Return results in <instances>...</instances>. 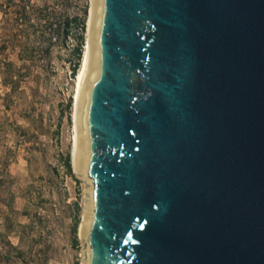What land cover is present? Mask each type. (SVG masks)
I'll return each instance as SVG.
<instances>
[{"label":"water","instance_id":"1","mask_svg":"<svg viewBox=\"0 0 264 264\" xmlns=\"http://www.w3.org/2000/svg\"><path fill=\"white\" fill-rule=\"evenodd\" d=\"M88 49L81 264H264V0H92Z\"/></svg>","mask_w":264,"mask_h":264},{"label":"rangeland","instance_id":"2","mask_svg":"<svg viewBox=\"0 0 264 264\" xmlns=\"http://www.w3.org/2000/svg\"><path fill=\"white\" fill-rule=\"evenodd\" d=\"M41 0H33L40 4ZM61 11L58 0H48ZM92 0H74L71 14L87 7L82 56L87 42ZM15 3L0 0V41L21 34L12 22ZM3 13V14H2ZM78 29L73 33L78 34ZM75 37L66 43L53 39L49 51L36 45L27 61L18 59L19 47L9 44L0 55L27 72L16 89L2 82L0 71V264H81L83 242L77 235L83 181L68 173L64 158L72 165L73 101L76 79L72 77ZM25 64V65H22ZM72 96L71 106H67ZM73 165L71 166V169ZM76 230L73 233V226ZM74 235L76 242L74 241ZM9 241L23 251L7 248ZM10 251V259L2 256Z\"/></svg>","mask_w":264,"mask_h":264},{"label":"trees","instance_id":"3","mask_svg":"<svg viewBox=\"0 0 264 264\" xmlns=\"http://www.w3.org/2000/svg\"><path fill=\"white\" fill-rule=\"evenodd\" d=\"M6 3H15L18 5L15 10V16L12 18V22L18 25V29L21 34H15L10 38L4 37L0 41V55L5 52L9 44L12 46L19 47L18 59L21 61H27L32 57V53L36 50V45L45 44L44 48H40L41 52L49 51L53 39H58L62 44L66 43L69 36L73 35L75 37L76 45L73 47V64L71 68L72 77H75L80 65V60L82 57V45H83V31L85 30V19L87 17V7L83 6L81 10L82 14L77 13L71 14L69 9H71L74 0H58L61 11H55L51 5H49L48 0H41L40 4L33 3V0H5ZM0 11L4 12V10ZM3 14V13H2ZM73 29H78L79 33H73ZM25 65V64H22ZM0 71L2 73V82L5 86L10 89H16L20 85V81L27 72H22L20 67L6 58L3 59V63L0 66ZM72 103V96L68 98L67 106L70 107ZM65 167L68 173H72L70 154L67 153L64 158ZM75 177V176H74ZM77 180V178L75 177ZM76 227L73 226V233H75ZM75 238V235H74ZM76 242V238L74 239ZM7 248L17 249L15 258H20L23 256V251L16 248L9 241H6ZM10 251L7 250L2 258L7 261L10 259Z\"/></svg>","mask_w":264,"mask_h":264},{"label":"bare ground","instance_id":"4","mask_svg":"<svg viewBox=\"0 0 264 264\" xmlns=\"http://www.w3.org/2000/svg\"><path fill=\"white\" fill-rule=\"evenodd\" d=\"M91 11H92V4H91ZM91 11H90V15L88 18V27H87V34L89 33V25H90V18H91ZM88 53H89V49H88V35H87V42H86V47L82 56V61H81V67L78 73V77L76 79L77 85H76V92L74 95V101H73V134H72V165H73V170L75 171V150H76V102H77V98H78V94L80 91V87H81V82L83 80L84 74H85V70H86V66H87V62H88Z\"/></svg>","mask_w":264,"mask_h":264}]
</instances>
